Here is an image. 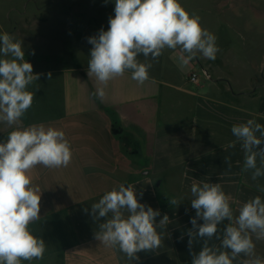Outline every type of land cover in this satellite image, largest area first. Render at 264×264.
I'll use <instances>...</instances> for the list:
<instances>
[{"label":"crops","instance_id":"crops-1","mask_svg":"<svg viewBox=\"0 0 264 264\" xmlns=\"http://www.w3.org/2000/svg\"><path fill=\"white\" fill-rule=\"evenodd\" d=\"M11 1L0 9V33L23 39L25 60L33 65V74H42L28 86L35 95L22 125L64 131L72 152L67 167L37 165L28 173L41 190L40 218L28 227L46 250L42 259L21 264H191L187 232L196 216L191 207L194 181L219 183L231 197L234 217L249 199L264 200V176L253 180L252 170H242L241 142L229 147L236 140L234 124L255 119L264 126V0H179L216 36V59L198 54L181 67L179 50L165 49L156 59L139 56L151 64L149 81L140 85L125 72L108 82L103 101L92 95L103 85L88 76L93 47L88 38L93 26L107 31L115 0ZM83 2L85 23L73 20L74 14L83 19L78 12ZM57 3L72 8L60 23L49 10ZM61 25L63 32L58 31ZM39 26L49 28L34 30ZM204 70L209 79L190 82L192 71ZM14 128L0 122V142ZM260 147L264 144L256 150ZM121 183L132 184L140 203L159 210L157 223L169 216L168 225L157 228L160 247L137 253L138 261L96 238L111 213L95 220L91 205ZM228 223L218 225L221 239ZM204 239L193 241V252L201 250ZM253 241L256 255L264 259V240L253 236ZM208 243L219 248L221 240L214 235ZM244 259L241 254L233 264Z\"/></svg>","mask_w":264,"mask_h":264},{"label":"clouds","instance_id":"clouds-1","mask_svg":"<svg viewBox=\"0 0 264 264\" xmlns=\"http://www.w3.org/2000/svg\"><path fill=\"white\" fill-rule=\"evenodd\" d=\"M114 12L107 31L101 28L97 36L88 38L93 46L88 76L103 85L92 93L101 101L108 82L125 72H130L131 79L140 85L149 81L151 64L140 62L139 56L156 59L165 49L179 50L178 62L186 67L198 54L215 60L220 51L216 36L203 28L200 17L185 10L179 0H115ZM40 75L33 74V65L25 60L22 41L7 32L0 33V122L15 126L0 142V264L43 258L45 242L28 227L40 218L41 190L28 173L37 165L50 169L67 167L72 158L64 131L44 124L22 125L21 118L32 106L35 95L28 86ZM48 77L51 79V73ZM231 132L236 140L229 147L239 141L244 151L242 170H252L253 180L264 176V147L256 150L264 144V126L248 119L234 124ZM260 190L264 192V188ZM191 194V207L196 212L187 232L191 264H233L241 254L247 257L241 264H264V259L255 253L253 241V236L264 240V200L260 196L243 203L234 217L231 197L219 183L194 181ZM176 203L175 199L171 201ZM91 210L95 220L111 213V218L99 225L96 238L107 246H118L130 261H138L137 253L141 251L159 248L161 235L157 228L169 223L167 214L156 222L159 210L140 203L132 184L121 183L112 188L91 205ZM198 219L203 223L198 224ZM224 220L229 223L221 239L216 234ZM214 235L221 240L219 248L209 246ZM197 237L207 239L195 253L192 248Z\"/></svg>","mask_w":264,"mask_h":264},{"label":"rangeland","instance_id":"rangeland-1","mask_svg":"<svg viewBox=\"0 0 264 264\" xmlns=\"http://www.w3.org/2000/svg\"><path fill=\"white\" fill-rule=\"evenodd\" d=\"M12 4V1L11 0H0V9L1 10H3L7 5H11ZM76 5V4H75ZM81 6L79 7V13H81V17L83 18V19H79V17L77 16V14H74V16H73V20L75 21H77V20H79V21H83L84 23L87 21V14H86V4H84V2L82 3V4H80ZM71 6L70 5H68V4H61V3H57V4H53L52 5V7H50V11L51 12H53L52 13V15H53V17H54V20H57L59 23L63 20L62 18H63V15H66V14H69L70 12H72L71 11ZM1 10H0V12H1ZM77 11V10H76ZM77 13V12H76ZM61 14V15H60ZM86 15V16H85ZM61 17V18H60ZM49 27L48 26H39V27H35L34 28V30H36V31H38V32H46V30L48 29ZM63 27H62V25H61V27H59V32H63ZM27 31V30H26ZM90 31H91V33H93V36H97L98 35V33H99V30H97L96 29V27L95 26H93V27H91L90 28ZM33 32V31H32ZM51 35H53V34H51ZM37 37H39L38 35H37ZM36 37V38H37ZM23 42H25V41H23V39H22V45H23Z\"/></svg>","mask_w":264,"mask_h":264},{"label":"built area","instance_id":"built-area-1","mask_svg":"<svg viewBox=\"0 0 264 264\" xmlns=\"http://www.w3.org/2000/svg\"><path fill=\"white\" fill-rule=\"evenodd\" d=\"M202 76L204 78H207V79L210 78V75L205 70L204 71H201V72L200 71H192L190 73V75H189V80H190V82H192L194 84H199L200 81H201Z\"/></svg>","mask_w":264,"mask_h":264}]
</instances>
